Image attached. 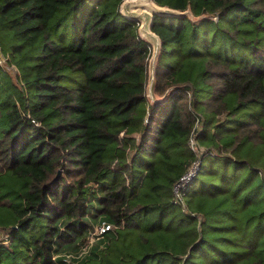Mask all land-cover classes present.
<instances>
[{
  "label": "trees",
  "instance_id": "16d2710c",
  "mask_svg": "<svg viewBox=\"0 0 264 264\" xmlns=\"http://www.w3.org/2000/svg\"><path fill=\"white\" fill-rule=\"evenodd\" d=\"M122 2L0 0V264H264V0H152L151 102Z\"/></svg>",
  "mask_w": 264,
  "mask_h": 264
},
{
  "label": "built area",
  "instance_id": "2783aa9c",
  "mask_svg": "<svg viewBox=\"0 0 264 264\" xmlns=\"http://www.w3.org/2000/svg\"><path fill=\"white\" fill-rule=\"evenodd\" d=\"M152 2V0H150ZM143 0H123L120 5V11L128 16L133 17L136 20L137 32L141 39L146 42L147 52H146V70H150L154 73L155 64L157 61V57L161 47V39L160 37L152 30L151 25L154 22H158L159 18L157 14H160V18L168 17L169 15L164 14L163 12L159 11H150L145 10L144 6H141ZM139 3V5H137ZM131 6H134L135 9L131 10ZM144 7V8H143ZM126 9V11H124ZM131 10V11H130ZM140 11V12H139ZM139 12V13H138ZM135 14V16H133ZM147 14V15H146ZM0 57H2L0 53ZM3 58V57H2ZM0 59V62H3ZM148 74V73H147ZM151 79H153V74ZM194 145L193 139H190V146L191 148ZM197 170V163H193L192 166L189 168L187 173L180 178V180L174 186V193L176 198H180L179 191L180 188L191 179V177L195 174Z\"/></svg>",
  "mask_w": 264,
  "mask_h": 264
},
{
  "label": "rangeland",
  "instance_id": "374dc122",
  "mask_svg": "<svg viewBox=\"0 0 264 264\" xmlns=\"http://www.w3.org/2000/svg\"><path fill=\"white\" fill-rule=\"evenodd\" d=\"M137 5H139V3H137ZM140 5L141 6H144L145 7V10H150V11H154V10L156 11L157 10L159 12L160 11L163 12L166 15L168 14V10H166L165 8H159V7H157L150 0H143V2L140 3ZM133 9H135L134 6H131V10L132 11H133ZM124 11H126V9H124ZM133 16H135V14ZM0 59L3 60L2 57H0ZM154 72H155V69H154ZM147 73H148L147 74L148 75V78H147V83H146L145 95H146V98H147L148 102H151L156 97L155 94L152 91V85H153V80H154V73H152L150 70H148ZM152 74H153V79H151ZM97 232L99 233L98 230L96 231V233ZM95 236H96V234L93 233L90 237H88L87 243H92L93 241H95ZM3 237H4V233L0 231V240H2Z\"/></svg>",
  "mask_w": 264,
  "mask_h": 264
},
{
  "label": "bare ground",
  "instance_id": "6f19581e",
  "mask_svg": "<svg viewBox=\"0 0 264 264\" xmlns=\"http://www.w3.org/2000/svg\"><path fill=\"white\" fill-rule=\"evenodd\" d=\"M158 16H161L160 14H157Z\"/></svg>",
  "mask_w": 264,
  "mask_h": 264
}]
</instances>
